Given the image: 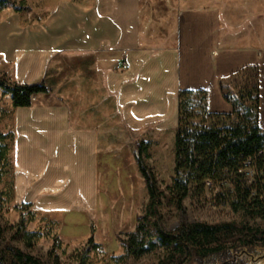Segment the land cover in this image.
I'll use <instances>...</instances> for the list:
<instances>
[{
  "label": "crops",
  "instance_id": "0c3cea01",
  "mask_svg": "<svg viewBox=\"0 0 264 264\" xmlns=\"http://www.w3.org/2000/svg\"><path fill=\"white\" fill-rule=\"evenodd\" d=\"M46 1L40 14L0 7V75L50 90L11 108L27 203L94 200L99 160L110 158L122 124L168 128L179 89L206 90L207 110L227 113L218 80L245 65L258 66L264 128V0H165L162 37L142 12L154 0ZM61 58L67 70L52 79L47 66Z\"/></svg>",
  "mask_w": 264,
  "mask_h": 264
},
{
  "label": "trees",
  "instance_id": "16d2710c",
  "mask_svg": "<svg viewBox=\"0 0 264 264\" xmlns=\"http://www.w3.org/2000/svg\"><path fill=\"white\" fill-rule=\"evenodd\" d=\"M8 2L0 0V7ZM28 9L20 5L15 10ZM218 87L223 99L231 105L227 113L207 110L206 90L177 91L174 174L170 187L173 202L180 207L193 186L209 192L215 188L210 198L214 204H228L235 212L264 218V128L258 125V66L245 65L220 77ZM0 88L10 95L13 107H28L35 95L50 91L44 81L17 83L2 75ZM6 138L7 134L0 132L1 166L7 163ZM146 149V143L140 141L135 152L147 191L145 210L138 216L134 230L120 238L124 250L121 257L138 259L162 249L163 255L156 264H264L259 262L264 257V229L259 227L182 219L173 229H165L160 212L162 192L153 171L144 163ZM248 157L252 159L251 177L239 171ZM1 174L0 169V177ZM40 234L27 230L20 218L11 238L18 236L31 247ZM98 245L90 235L79 253L80 262ZM60 247L61 241L55 235L48 254L56 264V251ZM0 264L47 263L5 238L0 224Z\"/></svg>",
  "mask_w": 264,
  "mask_h": 264
},
{
  "label": "rangeland",
  "instance_id": "374dc122",
  "mask_svg": "<svg viewBox=\"0 0 264 264\" xmlns=\"http://www.w3.org/2000/svg\"><path fill=\"white\" fill-rule=\"evenodd\" d=\"M20 5L34 8L40 14L47 1L9 0L5 7L15 10ZM167 5L165 0L142 4V12L145 10L148 14L152 13L155 24L152 31L159 33L160 37L163 29L171 25ZM162 17H166L168 22L162 24ZM66 65L62 58L56 59L49 63L47 71L52 79L55 74L61 78V75H64L63 68L67 70ZM11 108L15 107L11 105L9 95L0 88V132L8 134L4 141L8 147L7 163L0 165V224L4 227L5 238L11 239L13 244L47 264H56L48 254L55 235L61 241V247L56 251L58 264H156L163 255L162 249H157L138 259L121 257L124 250L120 238L134 230L137 218L144 213L147 201L145 183L135 159L136 146L141 140L147 145L144 163L153 171L162 192L160 212L161 224L165 229H173L182 219L207 223L235 222L264 229V218L249 217L242 211L235 212L228 204H214L210 198L215 193V188L209 192L199 191L193 186L180 207L173 202L170 187L174 174V112L168 117L166 129H157L159 124L149 123L147 128L134 127L125 131L122 124L119 136L116 137L111 150L109 149L110 158L106 157L105 152L99 160L94 200L64 204L56 200L27 203L24 200L26 194L20 192L24 180L22 171H16L14 166L15 142L10 131ZM263 122L264 85L260 123ZM19 180L21 183L17 191ZM20 218H23L27 230L41 232L31 247H27L18 236L11 238ZM90 235L99 245L89 253L84 262H80L79 253ZM259 262L264 263V257H261Z\"/></svg>",
  "mask_w": 264,
  "mask_h": 264
},
{
  "label": "built area",
  "instance_id": "2783aa9c",
  "mask_svg": "<svg viewBox=\"0 0 264 264\" xmlns=\"http://www.w3.org/2000/svg\"><path fill=\"white\" fill-rule=\"evenodd\" d=\"M116 66H122L124 68L128 67V64L124 60L117 62ZM261 153V151H259ZM252 159L250 157L246 158L242 162V167L239 169L240 172H243L246 176L251 177L253 175V169L251 168ZM209 185V182H207Z\"/></svg>",
  "mask_w": 264,
  "mask_h": 264
}]
</instances>
